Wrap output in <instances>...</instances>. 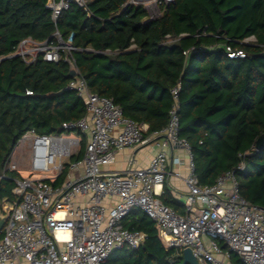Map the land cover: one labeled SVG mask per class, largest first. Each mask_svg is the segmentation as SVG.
<instances>
[{
  "label": "trees",
  "instance_id": "trees-1",
  "mask_svg": "<svg viewBox=\"0 0 264 264\" xmlns=\"http://www.w3.org/2000/svg\"><path fill=\"white\" fill-rule=\"evenodd\" d=\"M47 2L0 0V173L29 129L59 133L61 123L86 113L76 92L65 89L66 61L38 56L28 63L11 55L21 39L50 41L57 30L64 40L72 34V58L89 90L146 125L145 136L166 126L171 89L179 83V136L190 145L198 182L212 184L241 163L234 172L240 195L264 207V144L255 148L264 133V0L159 2L154 18L129 0H91L89 15L71 2L54 21ZM237 51L244 55L228 56ZM17 177L6 171L0 179L3 214L15 199ZM160 200L183 214V204L165 186ZM122 226L144 233L143 243L114 250L104 264H181L140 209ZM229 256L231 264H244L234 252Z\"/></svg>",
  "mask_w": 264,
  "mask_h": 264
},
{
  "label": "built area",
  "instance_id": "built-area-1",
  "mask_svg": "<svg viewBox=\"0 0 264 264\" xmlns=\"http://www.w3.org/2000/svg\"><path fill=\"white\" fill-rule=\"evenodd\" d=\"M90 1L48 0L46 6L54 21L71 2L89 15ZM51 37L42 42L23 38L11 55L28 63L38 56L54 62L69 58L74 63L72 52L77 48L72 34L64 40L55 30ZM243 55L228 53L229 57ZM75 68L76 75L65 89L82 99L85 115L61 123L59 133L29 129L19 139L25 142V153L11 152L0 173V179L6 171L19 174L14 180L15 199L1 229L0 264H104L114 250L136 249L143 243L144 233L122 226V219L134 209L156 223L162 244L181 257L182 250L190 248L200 264H227L230 252L244 264H264V207L240 195L234 172L243 165L219 174L212 184L198 182L190 145L179 136V83L171 89L173 103L166 126L145 136L146 125L123 115L111 98L91 92ZM148 144L157 151L147 167L102 170L116 151ZM174 149L184 157L173 156ZM173 163L186 166L184 177L169 170ZM169 174L181 178L187 188L183 214L159 199L158 188ZM80 197L85 199L79 201Z\"/></svg>",
  "mask_w": 264,
  "mask_h": 264
},
{
  "label": "crops",
  "instance_id": "crops-1",
  "mask_svg": "<svg viewBox=\"0 0 264 264\" xmlns=\"http://www.w3.org/2000/svg\"><path fill=\"white\" fill-rule=\"evenodd\" d=\"M147 127V126H146ZM157 151V147L154 144H148L145 146H141L139 148H124L115 152L114 160L102 167L103 171H125L127 169H132L136 167H147L151 157ZM173 156L179 155L181 158L184 157L182 151L179 149H174L172 152ZM169 170L172 168V171H179L181 176L184 177L187 173V168L184 164H176L173 163L168 167ZM78 171H74L73 175H77ZM164 186L166 187L168 193L171 197L179 201L183 204L185 203L187 188L185 186L184 181L181 178L174 176L173 174H169L167 180L165 181L162 188H158L160 190V196L163 194ZM85 198L80 197L79 201H83ZM227 264H231L229 261Z\"/></svg>",
  "mask_w": 264,
  "mask_h": 264
},
{
  "label": "water",
  "instance_id": "water-1",
  "mask_svg": "<svg viewBox=\"0 0 264 264\" xmlns=\"http://www.w3.org/2000/svg\"><path fill=\"white\" fill-rule=\"evenodd\" d=\"M66 63L68 64L69 70L67 72V77L72 78L76 75V66L69 58H67ZM264 144V133H262L255 143V148L260 150ZM8 217V214H3L0 210V231ZM181 264H200L195 256L193 255L190 248H184L182 250Z\"/></svg>",
  "mask_w": 264,
  "mask_h": 264
},
{
  "label": "rangeland",
  "instance_id": "rangeland-1",
  "mask_svg": "<svg viewBox=\"0 0 264 264\" xmlns=\"http://www.w3.org/2000/svg\"><path fill=\"white\" fill-rule=\"evenodd\" d=\"M136 2L137 4L142 5L147 10L150 18L157 17L160 14V10L158 8V4H159L158 0H137ZM253 40L254 39L252 37L247 39V41H253ZM63 133H66V132H63ZM72 134L75 135V132H72ZM23 146H25V142H21V140H19L17 144L14 146L12 150V154L15 155L18 152H19L18 156L20 154H24L25 149L22 148ZM21 169H22V172L24 173V169H26L25 165Z\"/></svg>",
  "mask_w": 264,
  "mask_h": 264
}]
</instances>
